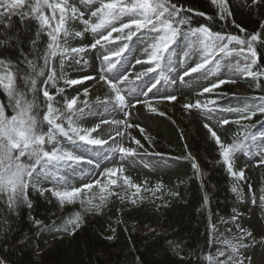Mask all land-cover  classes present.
Wrapping results in <instances>:
<instances>
[{"label":"snow or ice","instance_id":"snow-or-ice-1","mask_svg":"<svg viewBox=\"0 0 264 264\" xmlns=\"http://www.w3.org/2000/svg\"><path fill=\"white\" fill-rule=\"evenodd\" d=\"M91 3V0H81V3ZM212 4L218 9V15L221 19H225L231 15L227 0H211ZM259 0H253V3H258ZM27 8V11L24 9ZM46 10H48L46 12ZM193 12L191 8L184 9L183 6H178L171 3V0H107L102 2L100 7L91 11V17H97V22L92 23L91 20L84 19V12L80 11L77 6L70 3L69 0H0V24L5 23V17L10 21L12 15H18L21 20L26 18L34 19L39 27L37 37L41 30L48 37L46 49L42 54L43 66H38L31 60H26L30 72L21 73L17 68L12 70L11 62H6L0 59V87L6 92L12 107V113L6 112L5 106L0 104V195H7L8 202L15 201L26 202V191L30 184L39 181L41 177H52L57 185H61L65 181V177L59 175L60 168L65 165L71 167L77 164L87 163L93 165L94 161L86 159L83 155H76L73 151H69L64 147V142L67 141L77 150L86 146L103 147L108 144V140L102 139L99 136L93 137V133H98L101 124H116L120 125L122 121H109L101 119L99 123L92 127H82L78 123L89 113L84 111L85 108H90L87 101L83 102L84 106L77 108V100L79 95L71 99L63 95L64 89L57 87V80L63 76L64 63L67 60H74L79 64L83 59L81 54L89 49L95 50L97 46L102 49L106 48L107 44L115 43L120 37L113 38L114 32L124 33L128 30L124 39L131 40L137 32L142 29H147L145 35H152L153 43L151 44L152 51L147 61L137 60L136 63H149L153 65L148 67L143 73L137 75L136 79H141L142 76L157 71L161 68L162 62H166L170 56V46L175 43L178 36L182 33V26L189 25L188 30L183 32L185 37H194V43L202 47L206 53L205 58L199 64L191 67L190 70L184 72V76H191L192 73H200L207 65L213 64L214 68L219 69L218 61L215 63V57L223 54V56H240L245 61V64L238 71L251 77L253 80H258L264 76V71H254V67L260 61V54L257 52L255 43L261 41L260 33H255L247 38H242L238 35H225L221 32H213L207 25H201L192 28L190 19L187 16H181L180 13ZM50 13V14H49ZM200 16H206L205 13H196ZM129 17V22L120 23L119 27L115 26L116 22L122 20L123 17ZM211 19V17H208ZM80 20L84 25V31L98 34L100 30L110 28L106 35L100 34L98 38L89 45L80 47H71L69 45V36L83 38V32H73L69 23L71 21ZM10 27V24L5 25ZM243 31V29H242ZM33 46L36 45V40L32 41ZM235 44L237 47H231ZM128 48V44L124 43L117 50L111 51L108 55L101 57L103 62H107V67L101 68V73L109 72L116 67V62H113L112 57H120ZM60 57V77L57 76L56 68L52 62L56 57ZM79 57V58H77ZM118 62V61H117ZM86 64L87 61H84ZM47 73V74H46ZM46 77V78H45ZM41 78H45L41 81ZM183 79V77H181ZM23 81V84H18ZM87 80H95L94 76H84L78 79H65L64 83L67 86L82 84ZM100 80L104 81L111 92L113 93L114 105L127 109L129 106L128 98L123 94L124 90L119 87L120 84L127 82L129 92L135 91V86L132 81H129L127 72L120 74L111 79L108 76L101 74ZM48 82H51L52 87L57 88L56 93L52 94L48 90ZM160 83L157 79L151 83L147 91L156 88ZM225 83H235V80L220 79L207 87H203L202 93H211L214 89L219 88ZM259 87V83H257ZM42 93L43 100H40L39 94ZM56 95H60L63 100V106L57 107ZM84 95H88V89H84ZM165 99L175 101L176 96H168ZM253 100L259 101L254 106H245L244 109H227V111H242L239 120H251L257 112L264 114V96L253 97ZM99 102V98H98ZM140 101L137 100L136 103ZM148 103V101H144ZM209 103L215 104V101ZM133 107L135 104L132 105ZM185 108H208V104L202 105L199 100L194 104H185ZM104 108L107 110L108 102H104ZM154 110V109H153ZM211 111V109H209ZM130 115V113H129ZM230 121L224 119L222 125L229 124ZM67 125V126H65ZM211 136L215 139L216 144L220 149V156L223 163L227 166V170L232 177L243 180L245 173L243 170L235 171L233 169L232 157L236 151H239L242 143L233 142L225 144L217 135L210 125H204ZM127 128L140 127L139 125L127 124ZM143 132L144 129L140 128ZM123 133L117 130L115 136H122ZM115 136L109 137L114 140ZM133 142L142 148L143 145L139 140L133 138ZM109 151L118 152L121 158L136 157L138 155L135 148L124 147L122 145L109 148ZM156 155H161L156 153ZM189 158L193 160V168L199 171V166L195 163L194 158L189 154ZM264 163V161H261ZM99 167V165H96ZM124 169L121 165L119 168H108L104 171L103 176L107 178V184L102 183L101 179H95L90 183L84 184L82 187L65 186L61 188H53L52 195L57 197L61 202L74 203L75 199L84 192L85 189L91 190L98 187L101 193L109 192V185H116L117 180L113 179L117 173H123ZM123 183L130 188L136 189L139 193L141 185L132 183L131 178L124 176ZM161 185L156 188L148 189L155 194L159 191ZM43 191V190H42ZM232 191L240 196L242 193L238 190V186H233ZM251 192V185H249ZM114 194V193H109ZM118 195V194H116ZM122 201L124 197H119ZM253 203L255 202V194H252ZM260 199L264 201V195ZM132 200V203H135ZM81 203L85 201L81 199ZM89 211L93 208L96 212H100L105 204V196H100L99 204H92L91 200L87 201ZM29 206L30 203H29ZM238 217H232L235 221ZM37 223H39L37 221ZM75 227H79V216H77ZM213 230L215 226L213 225ZM238 234L231 239L218 241L221 247L217 248L216 256H207L209 264H246L247 258L243 256L241 249L247 247L244 243L246 238L252 237V232L237 225ZM229 231H231L229 229ZM111 238V237H110Z\"/></svg>","mask_w":264,"mask_h":264},{"label":"trees","instance_id":"trees-1","mask_svg":"<svg viewBox=\"0 0 264 264\" xmlns=\"http://www.w3.org/2000/svg\"><path fill=\"white\" fill-rule=\"evenodd\" d=\"M234 1L230 0L228 6L231 11L234 8L237 12ZM195 3L199 8L197 12L182 11L180 13L181 16L189 17L192 28L207 25L213 32L222 34L230 32L241 37L242 29L246 28V32L249 33L250 29L254 30L260 25L258 19H247L243 16L234 19L230 15L221 19L217 7L211 0H195ZM24 11H27V8ZM200 12L205 13L206 16L196 14ZM8 24L10 27L5 26ZM38 27L34 19L21 20L18 15L0 24V59L10 61L13 71L18 68L21 73L30 72L31 69L26 60L43 66L41 57L46 49L48 37L42 30L37 37ZM188 27L189 25L182 26L181 41L184 43L191 42L189 37L183 35ZM33 40H36L35 47L32 44ZM257 52L261 57L258 71H262L264 41L258 42ZM52 64L56 68L57 76L60 77V57L57 56ZM65 76L67 72L63 70L62 78L57 80L58 88L65 89ZM45 78H41V81ZM254 82L256 87L259 83L257 96H264L263 77H259ZM48 83L49 90L56 92L57 88L52 87L51 82ZM18 84L22 85L23 81L18 80ZM39 96L40 100L44 99L42 93ZM56 101L59 102L56 104L57 107L63 106L60 95L56 97ZM257 103L259 101L245 99L235 109H244L246 105L254 106ZM0 104L5 106L8 114L12 113L9 99L2 87H0ZM174 108L173 113L169 115L172 119L177 122L187 120L183 101H174ZM259 118L261 115L257 112L252 119L255 121ZM159 135L162 138V135ZM224 143L228 144V142ZM174 153L179 159L168 162L173 170L171 178L168 175L148 178L137 193L136 189L132 191L123 183V177L126 174L120 173L116 177V180H119L122 176L117 182L118 191L110 189L109 192L101 193L97 190L88 197V200L95 205L100 203L101 195L105 196V204L100 212H96L94 208L89 211L87 203L83 206L81 201L75 202L77 205L73 207L76 209L75 215L79 216V221L86 222L83 232H77L68 240L77 264H208L207 255L217 247L211 237V221L220 213H232L240 203L241 195L238 196L232 191L231 185L234 178L229 174L223 161H219L214 138L200 136L191 129L186 142L180 140ZM189 154L192 158L195 155L198 156L200 160L198 172L193 168V160L189 158ZM131 181L135 184L132 179ZM158 184L161 188L155 194L148 191V189L154 190ZM26 195V202L15 201L11 205L8 198L5 200L1 197L0 258L6 264H41L34 255L42 226L41 219L46 218L49 212L59 204L57 197L41 192L37 186L28 187ZM121 196L124 197L123 201L119 198ZM132 200L136 202L132 203ZM118 205L127 217L137 222V233L132 234L134 246H131L121 226L117 227V234L112 238L104 237L88 228L90 212H94L98 225L104 228L107 226L109 210ZM181 251L188 256L182 257Z\"/></svg>","mask_w":264,"mask_h":264},{"label":"rangeland","instance_id":"rangeland-1","mask_svg":"<svg viewBox=\"0 0 264 264\" xmlns=\"http://www.w3.org/2000/svg\"><path fill=\"white\" fill-rule=\"evenodd\" d=\"M185 8L195 9V0H180ZM246 14L244 17L261 20L260 35L264 37V4L253 3V0H240ZM112 50L106 46L105 49L101 47L96 48L88 52V55L74 68V74L78 78L84 76H94L95 80H87L82 84L71 86L69 91L70 99L74 96L79 95L77 105L80 104V97L84 95V89H88L89 96L92 90L101 81V74L117 75L118 73L123 74L127 72L129 81H132L135 86V91L129 92L128 84L125 82L123 85V94L128 98L129 106L127 109L108 105L105 110L104 105L98 106L94 112L89 113L83 119H80L82 127L88 128L99 123L101 119H107L109 121H120L119 112L127 111L134 115L135 125L140 127L125 128L124 126L116 124H101L98 133H93V137L99 136L102 139L108 140V144L102 148L99 146H86L82 149L77 150L71 149L76 155H83L86 159L94 161L93 165L87 163L73 165L69 167L73 175L76 173L83 174L82 180L85 182H92L97 179L105 167L106 162L111 157V161L115 159L117 155L121 156L118 152L109 151L110 146L115 147L122 145L124 147L135 148L138 155L136 157H124L130 164L132 172L136 178L140 179L141 175L146 172L155 174L157 169H161V165L157 163L161 161L162 155H156L160 153L158 143V129H163V151H170L178 143L180 137H186L184 134L186 129L180 125L171 124L168 126V121H163L158 124L156 114L149 111L143 104L141 97L142 90L145 88V83L149 82V85L155 80L159 79L160 83L153 90L157 91L161 87H167L168 85H174L175 87H182L194 91L196 94L199 93L200 89L192 86V82L201 85L202 80L197 77L198 74H192L191 76H184V72L188 71V64H174L175 59H180L184 56L185 50L183 48L171 52L168 60L162 62L160 72L152 79L141 77L137 80L136 77L139 74L136 70L137 66L133 65L131 58L122 59L120 57H112L113 62H116V67L111 69L109 72L101 73L102 67H107V62H103L101 57L108 55ZM201 57V56H200ZM229 60L237 64H245L242 57L232 55ZM84 61H87L85 64ZM118 61V62H117ZM183 77V79H181ZM238 73H233V79L235 83H231L234 87V93L238 96H247L253 93V87L246 83ZM149 80V81H148ZM201 87V86H200ZM139 100V103L136 101ZM135 104L133 107L132 105ZM217 108L211 109L208 113H195L190 117L189 125L190 128L195 130L200 136L209 137L211 133L204 126L208 124L211 128L216 131L219 135L221 127L217 113H222ZM140 128L144 131L141 132ZM183 129V130H182ZM117 130L122 131V136H115ZM115 136V139H109V137ZM133 138L139 140L143 145L139 148L134 142ZM99 165V167H96ZM243 170L245 173L244 179L240 180V185L245 192L246 205L237 207L232 215H221L214 221L215 232L214 237L217 241H223L224 239H231L234 235L238 234L237 225L252 232V237L246 238L244 243L247 247L241 249L244 257L247 258L246 264H264V201L260 199L261 195H264V181H263V170L258 168L254 163L245 160H238L236 162V171ZM81 178V177H79ZM249 185H251L252 191H249ZM237 186V184H235ZM255 194V202L253 203L252 194ZM238 217L235 221L232 217ZM117 223H120L124 228V231L128 234L135 233L137 223L127 217H124L120 208L116 210L108 219L109 227L105 230L97 224L92 226V231L98 234H103L105 237L108 235L106 231H113ZM229 229L231 231H229ZM254 239L255 242L248 244L247 242ZM36 257L41 261L42 264H77V261L73 255L72 247L68 245V242L63 237L57 235H51L46 232H42L39 236V244L35 251ZM211 256L215 257L216 253ZM183 257H187L184 253Z\"/></svg>","mask_w":264,"mask_h":264}]
</instances>
